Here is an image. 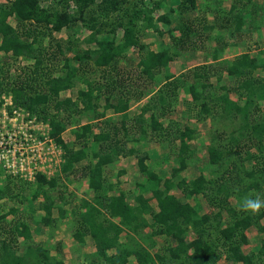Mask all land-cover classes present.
Returning a JSON list of instances; mask_svg holds the SVG:
<instances>
[{
  "label": "trees",
  "instance_id": "trees-1",
  "mask_svg": "<svg viewBox=\"0 0 264 264\" xmlns=\"http://www.w3.org/2000/svg\"><path fill=\"white\" fill-rule=\"evenodd\" d=\"M73 3L75 9L72 12L66 4L59 12L45 15L46 21L52 23L45 25L46 31L36 25L43 12L39 0H10L8 3H0V64L4 60L1 55L8 54L14 59L30 63L26 67L29 73L23 78L17 76L19 85L10 87V90L14 93L15 102L32 112L42 114L51 124L52 136L63 146L66 153L62 165L65 176L70 177L75 164L87 160V152L91 151L92 161L81 165V175L91 183L93 195L90 199H81L71 207L69 220V224L75 227L72 233L75 240L85 244L86 238H89L93 242L94 250L85 254L87 262L128 264L129 258L134 257L136 264H155L157 260L160 264H165L167 261L162 255H154L158 258L155 260L148 247L140 243L141 240L148 242L151 249L156 245L154 239L165 235L176 240L175 246L166 247L170 254L167 260H176L172 264H216L222 255L226 264H259L261 255L264 257V247L258 249L256 258L260 257L255 261L254 254L244 253L241 246L248 242L244 230L251 224L259 225V231L264 229L259 224V219L264 216V209L259 215H252L238 211V208L244 197L255 198V194L264 189V48L254 54L250 51L242 52L225 62L218 60L219 50L216 48L211 63L203 62L176 76L165 74L163 77L159 75L162 69L169 72L173 69L170 65L173 53L168 49L149 50L148 56L139 62L142 74L146 75L144 87L148 86V94L139 92L142 96H148L141 111L130 119L131 123L123 120L121 128L106 121L98 127V131H93L89 123L81 125L79 128L85 132V137L78 139L72 146L62 139L61 131L67 121H75V103L73 98L58 97L61 91L74 86L75 78H79V73L84 71V67H80L83 63L69 64L67 58H62L56 52L58 49L61 51L60 44L55 41L56 50L51 47V42L45 48L44 38L50 39L52 31H60L66 26H81L78 33L82 28H88L91 32L77 37L75 43L94 44L95 47H88L81 54H74L75 60L87 58L92 59L97 67L109 66L116 57L123 54L132 40H137V32L152 28L157 30L159 21L153 17L154 9L148 5H135L130 13L124 12L117 23L123 28V46H119L122 49L119 51L113 37L96 36L100 32L96 24L99 18L122 12L120 0H73ZM178 6L181 10H186L194 8L196 2L182 0ZM235 8L232 4V16L227 19L230 23L225 26L231 36L238 35L243 25L241 14L233 12ZM84 12L88 16H83ZM10 18L16 20V26L11 25ZM29 20L36 23L29 24ZM190 28L196 33V26ZM244 33L248 36V33ZM184 35L189 36L188 33ZM217 43H222L220 49L227 45L223 37L217 38ZM194 46L196 44L191 45ZM67 47L69 50L71 46ZM7 71L0 65L1 74ZM54 72L57 74L54 75ZM106 75L105 73L103 76ZM225 77L232 79V83H227ZM4 79L5 75H1L0 85ZM86 83L88 84L87 81ZM40 86L43 87L40 89ZM94 90L87 85L85 90L78 91L86 110L95 105L93 100L97 96L94 95ZM178 90H183L189 96L183 103L185 111L189 112L187 118H194L197 122L210 121L207 150L209 166L212 169L209 176L202 169L191 179L182 175L191 166L193 150L189 141L195 138L196 127L181 120H172L167 124L161 121L168 112L176 108L179 102ZM105 92V110H127L128 104L124 101L110 103L114 96L113 88L106 86ZM100 97L101 92H98V98ZM49 101H52L51 109ZM63 110L65 116L60 113ZM147 112L149 115L145 117ZM147 138L167 141L168 144L176 141L178 144L174 151L176 165L172 167L169 178L163 179L147 163L149 151L142 150ZM246 141H253L252 144L260 153L254 154L245 149L248 146ZM128 142L133 145L128 147ZM138 143H141L140 147H136ZM75 146L78 148L75 149ZM170 148L174 149L173 146ZM127 156L136 159L137 171L144 175L137 181L138 193L133 191L134 204L128 201L130 195L124 191L109 194L114 191V187L103 175L106 165ZM58 181L59 176L47 179L40 173H37L34 184L25 180L17 182L10 176L5 177L0 181V202L11 192L14 199L20 196L26 198L24 192H27L31 200H34L38 192L43 191L47 202L41 205L46 215L42 217V222L47 223L55 204L54 197L51 199L44 188H55ZM174 187L187 200L172 193ZM148 192L151 196L144 197V193ZM151 198L155 201L154 207L149 202ZM190 199L195 201L194 204L189 202ZM202 199L210 208L207 212H200L199 202ZM231 199L235 201L231 203ZM58 211L62 215L66 209L58 208ZM15 213V206L6 210L3 203H0V235H3L0 242V264H64L63 258L51 256L50 251L41 245L22 242L23 248L19 247V238L29 240L31 231L24 218L15 224L6 222L7 216ZM148 214L152 221L147 219ZM146 228L149 232H146ZM131 231L139 239H135ZM187 231H192L195 238L185 242ZM130 238L135 240L133 245L129 243ZM35 255H38L36 261Z\"/></svg>",
  "mask_w": 264,
  "mask_h": 264
},
{
  "label": "rangeland",
  "instance_id": "rangeland-1",
  "mask_svg": "<svg viewBox=\"0 0 264 264\" xmlns=\"http://www.w3.org/2000/svg\"><path fill=\"white\" fill-rule=\"evenodd\" d=\"M182 0H120V7L122 8V12H115L105 16L104 18H99L96 28L100 29L99 34L97 33V37H108L114 38L116 40L117 49L121 51L119 48L120 45L123 46V28L119 26L117 23L119 21L120 15L124 12H131L132 8L136 6L143 7V5H148L149 8H153V17L158 19V28L157 30L154 28L149 29L148 31L137 32V40L130 42L129 46L125 48L123 54L120 57H116L115 60L109 66H101L97 67L94 65L92 59H84L81 61H76L74 58V54H81L88 47H95L94 44H77L75 41L77 37H83L85 34L88 35L91 31L88 28H82L78 33V28L81 26H75L69 28L68 26L62 28L60 31H52L50 39L47 37L44 38L43 45L44 47L49 46V42H51V47L56 48L55 41L60 44V50L56 51L62 55V58L68 59L69 64L79 65L80 67H84L83 73L79 78H75L74 86L68 89L61 91L58 99L64 98H73L74 100V110L77 113L76 119L72 123H68L61 131L62 139L73 146L75 142H78V139H82L85 137V132H83L79 127L85 123H89L91 129L93 131H98V127L101 126L103 121H106L111 124L117 125L118 128H121V123L123 120L126 123H131L130 119H132L136 114L141 111V107L148 101V96H142L139 92L148 94V86L144 87L146 75L142 74V70L139 66V62L148 56V51H163L169 50L173 53L170 65H172L171 71L169 72L166 69H162L160 76L163 75H178L185 69L192 67L194 65L205 63H211L212 56L217 48L218 58L221 62H225V60L229 58H224V56H229L232 53L227 52L223 53L224 49H220L222 47V43H217V38L223 37L224 40L227 41L226 48L228 46H233L237 44L240 46V50L243 52L250 51L251 54L256 53L259 49L264 48V43H257L256 41L248 42L244 36L247 38L246 34L241 36L240 42L239 38H235L231 36L228 30L224 32V25H228L230 22L227 19L230 18L231 10L229 8L232 4L237 5L241 2L245 4L249 8L252 6H258L255 9V15L261 14L262 21L264 20V9H261L259 4L253 2L252 0H229L228 4H224V0H195L196 6L194 8H189L186 10H181L178 6L179 2ZM240 1V2H239ZM10 0H0V3H8ZM40 6L43 7V12L39 15L40 21L37 22V26L42 30H47L45 25H51L52 23L46 21L45 15H50L51 13L59 12L62 10V7H65L66 4L69 6V11H73L75 9V5L73 0H69V2L58 0H39ZM238 2V3H237ZM62 8V9H61ZM229 9V10H227ZM246 9V8H245ZM239 11L241 16L247 24L249 25L251 22V17L249 15H244L243 12L237 10V7L233 12ZM116 13L118 15H116ZM114 14V15H113ZM247 14L251 15V11L247 10ZM253 14V13H252ZM83 16H88L86 12H84ZM87 21L86 18H84ZM11 25L16 26L17 22L15 19H9ZM36 23L34 20H29L30 23ZM227 24H226V23ZM80 23H78L79 25ZM138 23H136L137 25ZM252 25V24H250ZM196 26L194 28L196 33L192 31L190 27ZM139 27V25L137 26ZM140 28V27H139ZM252 31V30H251ZM184 33H188L189 36H185ZM243 33V32H241ZM243 35V34H242ZM240 36V35H239ZM53 37V38H52ZM193 39V40H191ZM237 42V43H236ZM253 42V43H252ZM187 43V44H186ZM212 43V44H211ZM216 43V46L214 45ZM196 44V46L191 47V45ZM211 44V45H210ZM210 45V46H209ZM67 46H71L68 50ZM224 48V47H223ZM71 49V50H70ZM56 50V49H55ZM4 58V62H1V66L3 69L7 71V73L1 74L5 75V79L3 83L0 85V96L5 94L6 97L10 96L13 105H16L22 109H25L30 113L29 118L32 117L34 119L36 125H25L23 129L24 133L28 132L26 137L32 134L33 139L20 140V134L17 136V141H21L18 145L25 146L23 150V155L21 159L24 160V165L33 169V165L37 164L40 170H37V173L44 175L47 179L52 177H58L59 181L55 188H44L47 190L48 195L52 199L54 197V210L52 214L49 216V221L47 223L42 222V217L45 215V210L41 208L43 203H46L44 192H38L37 198L31 200V196L28 195L27 192H24L27 195L24 197H17L14 199L13 193L8 190V197L3 198L0 203H3L5 209L15 206L16 213L9 214L7 216V220H9V224H15L16 221L24 218L29 224L31 237L29 240H24L19 238V247L23 248L22 242L30 243L34 246H42V248H46L50 251V255L63 258L64 264H90L87 262L86 252L89 253L94 250L93 242L90 241L89 238H86L85 244L77 241L72 236L75 227L69 224L70 220V209L75 206V204L79 203L81 199H90L93 195L91 183L88 179H85L81 175V165L84 163L91 162L92 156L91 151L88 150L87 160L81 162V164H75V169L72 175L65 176L63 174L62 165L65 162V150L63 146L52 136V126L47 119L43 117L42 114L37 112H32L31 110L19 105L14 100V93L10 90V87L16 86L19 78L17 76L24 77L27 74V63L21 61L20 59H14L8 55H1ZM61 57V56H60ZM85 63V64H84ZM30 64V63H29ZM45 65V62H44ZM113 67H116L114 69ZM29 73V72H28ZM106 76H103L104 74ZM54 75L57 73L54 72ZM0 75V76H1ZM3 79V78H1ZM85 81L88 82L87 85L90 86L94 90V95L97 98H94L95 105L93 107L84 109V104L81 101V98L78 96L79 90H85L87 85ZM225 81L227 83H232V79L226 77ZM35 83V82H34ZM106 86H109L111 89L113 88L114 96L110 99V103H117L119 101H124L128 104V108L125 112L118 111L114 112L113 109L107 108L104 109V93ZM43 86H40V89ZM45 89V88H44ZM98 92H101V97L98 98ZM30 93V92H29ZM94 96V97H95ZM236 98V95H232ZM141 98V99H140ZM178 98L179 102L176 108L168 112L163 119H161L162 123L167 124L172 120H181L183 123H189L190 126L196 127L197 134L194 139L189 141L190 147L193 150L191 166L188 167L185 171H183L182 175L186 176L188 179L193 178L197 175L201 169L206 175H210V170L212 169L209 166L208 161V144H209V129L211 127L210 121L207 120L205 122H197L194 118L189 117V112L185 111L186 107L183 104L184 101L189 99V96L183 92V90H178ZM120 99V100H119ZM118 100V101H117ZM3 100L0 98V106ZM50 104V105H49ZM49 108L51 109L52 101H49ZM47 106V105H46ZM11 107V106H10ZM10 109V108H9ZM8 109V110H9ZM52 111V110H50ZM48 111V112H50ZM65 116L64 110L60 112ZM102 113L104 115H102ZM25 115V113H24ZM149 113H145L144 116L148 117ZM186 117H185V116ZM49 118V117H48ZM187 118V119H186ZM181 122V123H182ZM65 124V123H64ZM12 124L5 123V127L1 132L4 134V130L11 132ZM34 126V128H33ZM122 133V131H121ZM5 135V134H4ZM23 137L24 134H23ZM5 139V138H4ZM8 140V139H7ZM10 141V140H9ZM252 142L246 141L247 147L245 149H249V151L254 154H259V149L252 144ZM128 147H130L132 142L127 143ZM136 145V144H135ZM141 143H138L136 147H140ZM143 151H149V160L147 163L150 164L152 169L159 173V175L163 176V179L169 178L171 176L172 167L176 165L174 158L175 152L178 148V144H168L167 141H157V140H145V144H143ZM170 146H173L174 149L171 150ZM19 149L21 148L18 147ZM78 146H75V149ZM17 149V146H16ZM7 173L0 172V181L5 177L10 176L11 178H15L17 182L24 180L22 178L8 175ZM103 175L105 176V180L113 184L114 191H110L109 194H118L119 191H124L128 196V200L131 204L135 203L134 193H138V184L137 181H140L144 175L140 174L137 171L136 159L132 156L120 157L114 163L110 165H106L103 169ZM36 176L34 180H25L30 181L32 184L36 181ZM21 179V180H20ZM19 185V183H18ZM22 186V185H20ZM34 187V185H32ZM105 189H107V185H105ZM35 189V187H34ZM172 193H174L178 198L182 200H187L180 192L177 187L172 188ZM151 193H144V197H150ZM256 196H260L264 198V189L260 190L255 194ZM231 203L235 200L231 199ZM150 204L152 207L155 206L154 199H150ZM189 202L194 204V200L190 199ZM200 212L209 211L210 208L205 202V200H201L199 202ZM58 208H62V210L66 209L65 213L60 214ZM4 210V209H3ZM263 209H261L262 211ZM2 211V210H1ZM3 212V211H2ZM1 212V213H2ZM149 221H152L151 216L146 215ZM259 224L264 228V216L259 219ZM259 225L251 224L244 230L246 237L248 238V242L242 244L241 249L244 253H253L254 260H259L260 256H257L258 249L264 247V229L259 231ZM147 232V230H146ZM149 232V229H148ZM145 233V232H144ZM123 237L126 236L124 232L122 233ZM131 235L135 237V239H139V236L131 231ZM131 236V237H132ZM3 235H0V242L3 240ZM127 238V237H126ZM195 238V234L192 231H187L185 235V242H188ZM156 241V245L152 246L149 249L150 245L148 242L140 241V243L144 247H148L150 253L153 255L154 259L158 258L154 255L160 254L166 259L165 264L175 263L176 260L170 262L167 260L169 257L168 246H175L176 240L174 238H168L165 235H159L154 239ZM135 242L134 239L130 238L129 243L133 245ZM264 254V249L263 252ZM39 255V254H38ZM38 255H35V260H37ZM33 260V257L31 256ZM259 264H264V257H260ZM171 260V259H170ZM128 264H136V259L134 257L129 258ZM155 264H160L157 260ZM216 264H226V260L222 255Z\"/></svg>",
  "mask_w": 264,
  "mask_h": 264
},
{
  "label": "built area",
  "instance_id": "built-area-1",
  "mask_svg": "<svg viewBox=\"0 0 264 264\" xmlns=\"http://www.w3.org/2000/svg\"><path fill=\"white\" fill-rule=\"evenodd\" d=\"M0 98L3 100L0 106V172L2 171L3 173L24 180H34V176L37 174V170H40V167L37 166V164H34L33 169H30L24 165V160L21 159V156L24 154L22 148L25 149V146L23 147L21 144L18 145L22 142L19 141L18 143L17 136L20 134V140L22 138H24L23 140H28L29 138L33 139L32 134L27 138L26 135L28 132L24 133L23 129H25L24 126L28 124L35 126V117L34 119L32 117L29 118V112L13 105L10 96L6 97L5 94H3ZM6 122L13 126L10 133L9 131L4 130V135L1 131L5 127ZM23 134L25 137H23ZM20 146L21 148L19 149L18 147Z\"/></svg>",
  "mask_w": 264,
  "mask_h": 264
},
{
  "label": "crops",
  "instance_id": "crops-1",
  "mask_svg": "<svg viewBox=\"0 0 264 264\" xmlns=\"http://www.w3.org/2000/svg\"><path fill=\"white\" fill-rule=\"evenodd\" d=\"M228 1L229 0H224L223 2H224V4L225 5H227L228 4ZM253 2H256L257 1V4H259V6L261 7V9H264V0H252ZM240 2V1H239ZM238 3V2H237ZM235 7H237V10H240L241 12H243V14L246 16V15H249V17H251V20L252 21H254V22H251L250 24H252V25H248L247 24V21H245L244 19H243V17H242V26H241V32H243V33H239L238 35H234V37L235 38H239V42H240V39H242V38H240L241 36H244V32H246V33H248V36H247V38L244 36V38L248 41V42H250V41H256L257 43H264V20L262 21V16H261V14H259V15H255V9L258 7H256V6H252V8H249V9H247L248 7L246 6L245 7V4L243 3V2H241V3H239V4H237V5H234ZM231 6H230V4H229V8H230ZM246 8V9H245ZM227 10H229V9H227ZM247 10H249V11H251V15L250 14H247ZM234 13H240L239 11H237V12H234ZM253 13V14H252ZM226 23V22H225ZM228 23V22H227ZM226 23V24H227ZM225 26H227V25H224V31H226V28H225ZM232 27H233V24H232ZM252 30V31H251ZM243 34V35H242ZM240 35V36H239ZM243 40V39H242ZM244 41V40H243ZM237 43V42H236ZM251 43V42H250ZM253 43V42H252ZM212 44V43H211ZM210 44V45H211ZM209 45V46H210ZM214 45L216 46V43H214ZM222 49H224V54L225 53H227V52H231L232 54L231 55H229V56H224V58H229V59H227V60H231V59H233L236 55H238V54H240V53H242V51L240 50V46H237V44H234L233 46H228L227 48H226V46L224 47V48H222ZM244 52V51H243ZM219 59H221V58H218V60ZM217 60V61H218ZM210 62H212V60L210 61ZM225 79H226V77H225ZM129 201V200H128ZM7 219V218H6ZM8 222L7 223H9L10 221L9 220H7ZM146 230H148L147 228H146ZM87 253V252H86Z\"/></svg>",
  "mask_w": 264,
  "mask_h": 264
},
{
  "label": "clouds",
  "instance_id": "clouds-1",
  "mask_svg": "<svg viewBox=\"0 0 264 264\" xmlns=\"http://www.w3.org/2000/svg\"><path fill=\"white\" fill-rule=\"evenodd\" d=\"M261 209H264V198H261L260 196H256L255 198L246 196L242 199L238 211L250 213L252 215H259Z\"/></svg>",
  "mask_w": 264,
  "mask_h": 264
}]
</instances>
